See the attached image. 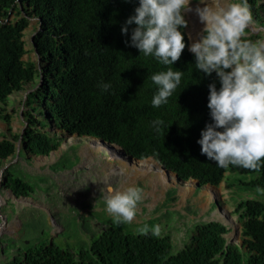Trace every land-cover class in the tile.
I'll use <instances>...</instances> for the list:
<instances>
[{
    "label": "trees",
    "instance_id": "16d2710c",
    "mask_svg": "<svg viewBox=\"0 0 264 264\" xmlns=\"http://www.w3.org/2000/svg\"><path fill=\"white\" fill-rule=\"evenodd\" d=\"M248 4L253 18L264 26V0H248ZM137 7L139 0H0V121L8 128L7 136H0V169L14 157L20 136L9 134L11 117L5 112L8 98L30 87L23 103L26 128L21 134L19 160L57 151L62 140L52 130L55 127L62 134L93 137L116 145L135 159L153 158L182 181L194 179L200 185L217 187L226 173L250 176L238 183L253 198L239 201L233 211L241 224L242 245L226 243V226L205 222L196 226L181 251L171 255L169 236H155L151 231L147 235L134 234L113 218L94 219L92 212L78 219L87 225L82 230L92 239L88 248L74 254L43 243L42 235L34 230L36 216L46 213L57 223L58 214L65 213L69 205H64V210L56 207L55 201L43 198V194L50 198L52 192H41L40 183L33 188L18 176L23 174L17 163L3 171L1 190H10L15 197L43 198L47 210L20 209L22 215L17 218L22 230L18 234L28 225L33 244L22 240L20 248L14 238L2 236L0 264H264V193L254 191L257 187L264 189V167L259 173L232 165L220 168L201 154L197 143L200 133L206 124L213 123L207 107L208 85L215 82L219 90V79L215 73L206 76L195 67L184 28L180 31L186 47L171 66L131 47L136 25H128L126 34L121 28L135 15ZM10 13L17 20L8 22ZM28 19H36L39 29L32 43L35 62L22 59L27 53L23 32ZM167 67L184 75L168 103L154 108L151 101L157 86L151 76ZM35 76L38 82L33 84ZM104 83L111 85L107 91L100 87ZM157 119L164 124L154 125ZM261 163L264 165V160ZM71 167L64 166L55 173ZM231 178L226 180L230 188L234 184ZM170 192L164 206L176 200V190ZM10 207L16 208L14 204ZM93 221L100 226H94Z\"/></svg>",
    "mask_w": 264,
    "mask_h": 264
},
{
    "label": "clouds",
    "instance_id": "9594fccd",
    "mask_svg": "<svg viewBox=\"0 0 264 264\" xmlns=\"http://www.w3.org/2000/svg\"><path fill=\"white\" fill-rule=\"evenodd\" d=\"M125 2H129V0H125ZM189 4L190 0H139V7L134 9L135 15L130 16L125 21V25L121 28V33L126 34L128 32L127 26L135 24L136 27L132 30L130 46L137 48L145 57L151 56L160 64L171 66L180 59L181 54L186 47L184 42L185 38L180 29L184 28L185 31V28L187 27V21L184 19L183 13L192 11ZM195 12L199 17L200 22L204 25L202 26V34L198 41L192 43L190 47V38L185 32L188 39V50L194 54L195 67L206 76L215 73L220 83L219 90H217L215 82L208 85L209 96L207 107L210 110V118L213 123L206 124L205 129L200 133L201 138L197 143L200 145L201 154L205 155L208 160L215 162L220 168L226 169L232 165L259 173L261 168L264 167L261 163V161L264 160V41H251L245 38L246 29L254 23L251 6L248 4V0H239V2L226 3L222 6L217 5L215 8L205 4L203 7H197ZM30 20L32 19H28V21ZM261 31H263L264 37V26H260V29H254L252 32L262 35ZM36 32H38V27L31 36V47ZM32 50L35 52L34 48H32ZM38 62L39 61L37 60V64L39 65ZM183 75V72L173 70L172 67H167L166 71H160L151 76V81L157 86V91L151 101L154 108H159L168 103L169 98L180 85ZM100 87L102 91H107L111 85L104 83L101 84ZM22 92H28L24 95L26 100V96L29 94L30 89ZM19 102L20 101H18L17 104ZM22 110L23 105L21 104L17 112L21 111L20 114L18 113L20 116L19 122L25 129L26 123L23 119ZM7 111L8 109L6 108L5 112L8 114ZM153 124L161 126L164 124V121L157 119L153 121ZM4 125L6 130H8L6 124ZM9 127V134H12L11 124ZM217 129H221L222 131H218ZM52 130L57 131L56 133L60 135L62 140L59 149L50 152L46 156L28 158L27 161H19L18 158L15 164L18 163L21 165L20 172L25 176L32 177L40 183V185L43 184V182L40 181L43 176L50 177L49 175H51L57 182L59 175H63L64 173L59 174L60 171L55 173L57 170H51L52 166L57 162L61 155L67 151V147L73 146L72 144L80 139H85L83 144H86L89 151L96 155V159L92 161L87 160L84 163H81L80 160H76L74 168H78L79 170L86 168L93 181L88 183L87 186L82 185L81 187L77 185L80 187L77 189L82 190L84 187L95 188L100 185L102 188H107L108 194L106 196L104 192H100V195H103L106 200L97 199L96 204L90 202L87 210L84 208L86 203L80 204L78 206V211L81 215H89V213L92 212L95 216L97 215V217H101V220L109 219V216H112L117 225L133 222L137 216V207L143 200V189L140 187H128L124 191L116 190L114 189L116 186L117 188L123 189V180L121 182V176H117L119 178L114 179L112 182L111 175L113 172L118 171L120 174H123V177H127L128 175H125L127 174L125 170L130 168V161H152L151 158L135 159L124 154L126 158L124 157L122 161L126 162L125 167L127 168L124 169L122 167L124 171H121L119 164H113L118 166V169L115 167L110 169L109 165H106V162L111 163V161H114V158L110 159L112 155L107 153L106 149H108L107 151H112V149L102 143L103 146H105V150H102L101 152L103 154L107 153V157H100V152H97L91 145L93 144L91 140H98L100 142L99 139L88 136H69L62 134L55 127ZM156 130L160 131V128L157 127ZM23 131H19L18 134L16 133L17 135H20L19 140L17 141L18 144L15 142L16 149L17 145L21 147L20 139ZM62 147H64V149H62ZM40 159V163H43L45 168H34L33 164L36 161H40ZM102 160H105L106 162H103ZM119 160L120 159L116 161ZM152 162L156 164L157 167L162 168L154 160ZM105 166H107L108 169ZM27 168H30L31 171L43 170L45 173L36 171L31 172ZM71 168L66 171L71 172ZM102 170H104L106 176L102 175ZM162 171L169 173L170 176L174 175V173H171L164 168ZM171 178L174 182L177 181L174 185H178L179 188L184 187L187 181H179L174 177ZM1 181L2 174H0V184ZM191 181L192 185L190 187L192 188L193 194L194 192H197L196 194H202L200 188L210 186L200 185L199 182L194 179H191ZM63 182V180L57 182L61 189ZM222 183H226L227 186L228 182L223 180L217 187H214L213 194L215 197L217 195V190ZM195 187L196 189H194ZM232 187L230 188L227 186V189H232ZM173 189L177 192V188ZM74 190L71 191L68 199L64 200L65 206L69 205L70 201L73 205H77L84 200V198L79 196ZM8 191L10 190L2 189L1 193L5 194V192ZM169 192L170 190L166 193V197H168ZM257 192L264 193V189L257 187ZM11 193L10 195H13ZM3 197L0 199H4ZM13 197L15 198L14 195ZM45 197L49 200V195L46 196L43 194V198ZM18 198H21V200L16 201V204L14 205L16 208L20 206V209H22L24 205H30L32 207L39 204L36 203V201H41V205L46 204L47 202L43 198L17 197L15 199L18 200ZM214 199L216 203H218L216 198ZM4 202L5 204L0 208L1 211L5 207L4 213L0 212V214L5 215L6 209L7 214H12V210L9 208L11 206L9 200ZM205 203L210 207L207 209L212 210L210 206L211 203H208L206 199ZM95 208H103L104 210H102V212H105L107 215L98 216L96 213L97 209L95 210ZM61 209L66 210L65 207ZM218 214V218H221L220 213ZM48 216L52 223L55 224L56 221L54 218L51 215ZM17 221L19 220L17 219ZM139 222H141V220ZM139 222L134 224L138 225ZM200 222H217L226 226L228 229L227 225L218 220ZM139 231L144 235H147L151 231L153 235L159 236L161 234V227L155 225L150 229L148 225H144ZM229 233L230 231L228 229L226 235ZM0 235H2L1 228ZM233 244L234 243L230 242L228 245Z\"/></svg>",
    "mask_w": 264,
    "mask_h": 264
},
{
    "label": "rangeland",
    "instance_id": "374dc122",
    "mask_svg": "<svg viewBox=\"0 0 264 264\" xmlns=\"http://www.w3.org/2000/svg\"><path fill=\"white\" fill-rule=\"evenodd\" d=\"M231 2H239V0H200V1H195V0H190L189 7L192 9V11L189 12H184L183 16L184 19L187 21V27L185 28V32L189 35L190 38V44L189 47L193 42L196 40L198 41L201 33L202 27H200L196 34V39L192 38V30L195 27V23L198 17V15L195 12V9L197 7H203L205 4L211 7H216L217 5H225L226 3H231ZM14 14H11L7 21L12 22L15 17ZM254 23L249 26L248 29H246V39L251 38V41H257V40H262L264 41L263 37V31H261L262 35H258V33H253L252 29H260V22L255 20L253 18ZM37 28V21L32 19L29 21V25L26 28V30L23 33V41H24V46L26 50V54L22 57L23 61H31L35 62L36 57L34 55V52L32 50L31 44H30V39L33 34V32ZM32 50V51H31ZM230 71V70H228ZM38 82L37 76L34 77V81L32 82L35 84ZM32 85V84H31ZM30 87H26L25 90L29 89ZM28 92H16L12 94L8 98L7 101V109H8V114L12 118L11 120V131L12 134H18V132L23 131V126H21L20 121V112H17L21 106L23 105L25 101V94ZM20 101L18 104L17 102ZM19 116V117H18ZM55 124V123H54ZM57 125V124H56ZM49 128V125H46ZM58 126V125H57ZM4 129H0V136H7L8 130H6L5 125L1 126ZM54 131V130H53ZM57 132V131H54ZM84 138V137H81ZM85 142V139H80L73 143V146H69L66 148V152L62 154V156L57 160V162L52 166V169L55 170H63L62 168L64 166H69L71 168V172L64 171L61 172L59 175V178H57V182H60V180H63V185L62 189L61 187L59 188L56 179L52 178L51 175L48 176H43L40 181L43 182L39 186V190L41 192H52L51 197L49 198V202L53 203V201H58V200H67L71 191L74 190L76 193H78L79 196L83 197L84 200L81 203H78L77 205H73L72 202H69V207L65 211V213H60L58 214V217L56 220L58 221L57 223L53 224L52 221L48 218L49 216L46 213H41L40 215L36 216V219L34 221V230H36L37 234L42 235V242L43 243H52L60 248L68 249L72 253H77L81 249H86L89 247L92 239H89V237L86 235V231L82 230V228H86V224H82V221L78 220L79 216L81 213L78 211V206L80 204H85V210L88 209V205L90 202L96 204L97 199L99 200H106V198L103 195H100V192H104L107 196V188H102L100 185L97 187H84L82 190H78L77 185L81 186L86 185L90 182L93 181L92 177L89 175V172L86 168L83 170H79L78 168H74L75 166V161L80 160L81 163H84L87 161V158L83 156L82 154H87L89 151L88 147L86 144H83ZM64 149V147H62ZM82 153V154H81ZM82 159H81V157ZM105 156L107 157V153L103 154L100 151V157ZM21 158H24V155H21ZM21 161V159L19 160ZM103 162H106L105 160H102ZM40 161H36L33 164L34 168H42L44 169L45 166L43 163H40ZM113 164H118V162L111 161L106 162V165H109V168L113 169L114 167L118 169V166H115ZM107 169L108 167L105 166ZM120 168H122L121 165H119ZM76 170H74V169ZM127 168L124 166V169ZM30 170V168H27ZM90 170H93L91 168H88ZM123 169V168H122ZM128 170H125L127 174L129 175L130 168H127ZM36 171V172H42L45 173L43 170H32L31 172ZM164 174V179L168 178V180L164 184H158L156 181L154 183V187H151L148 185V182L136 180L128 178V177H123V174H120L118 171L113 172L112 176V182L114 179H118L120 177V181L122 182L123 180V189L122 188H117L114 187L116 190L124 191L128 187H140L143 189V200L139 203L137 207V216L135 217L134 221L131 222L130 225L128 223H123V225H126L129 229L130 232L134 234L141 233L139 230L142 228L144 225H148L149 228L151 229L155 225H159L161 227V235L163 236H169L171 240V255L177 254L179 251H181L184 246L188 243V239L191 236L192 231L196 228V226L202 222L200 221H210V220H218L223 222L225 225L228 226V229L230 233L226 235L224 238L227 242V244H230V242L238 245H242V239L240 237V229H241V224L239 222V219L237 216L233 213L235 204L238 203L241 200L245 199H251L252 193L248 191L247 189L244 190L243 187L238 183L240 180L244 179H250V176H244L240 175L238 173H234L231 175H228L226 173V176L224 177V180L226 181L229 177H232L231 180L233 181V187L232 189H227L226 183H222L219 186V189L217 190V195L216 201L213 200L211 203V209L209 210L206 208V203L205 199L202 196V194H196L197 192L191 191L190 193H187V189L190 187L189 185L188 188L180 187L178 185H174L171 182H174L173 179L171 178L170 174L162 171ZM67 173V174H65ZM150 176L155 177L157 174V171L154 169L150 173ZM102 175L106 176V173L104 170H102ZM21 178H24L28 184H30L33 188L34 185H36V180L33 179L30 176H25L18 174ZM231 181V182H232ZM177 182V181H176ZM192 181H187L186 184L191 183ZM185 184V183H184ZM104 185V184H103ZM106 186V185H104ZM241 186V187H240ZM173 188H177V192L174 194L176 200L175 202L171 204H166L164 206V203L167 201L166 198V193L169 190H172ZM196 189V187L194 188ZM205 189V187L200 188ZM230 190V191H229ZM257 191V190H254ZM259 193V192H258ZM172 196V192H170L169 197ZM12 210V214H7V219L11 215L9 219V224H4L3 227H1V233L0 238L4 236V234H10L14 238V241L16 245L20 248H22L21 241L23 240L24 244H33V239L31 234V230L28 225H24L23 232H19V234L16 232V229L22 230V225L20 227V222L17 221V217L15 216H20L21 218V211H20V206L17 208H14L15 212L13 213L12 207H9ZM218 208L221 210H224L223 213L226 217L225 220H221L218 218ZM5 207L2 209L4 210ZM23 209H25L28 212H33L34 210L30 206H24ZM99 210H104L103 208H95ZM7 210V209H6ZM167 213V214H166ZM64 215L66 217L65 223H64ZM107 215V214H106ZM2 217L5 218V215H1ZM30 216V215H27ZM0 217V221L2 222L3 219ZM151 217V218H150ZM19 218V219H20ZM109 218H113L112 216H109ZM150 218V219H149ZM6 219V220H7ZM42 219L43 221H41ZM40 220V221H39ZM141 220V222H139ZM149 220V221H148ZM231 221L233 222L234 225L231 224ZM14 222V227L12 226ZM139 224H134L138 223ZM122 225V224H121ZM19 230V231H20ZM17 233V235H16ZM35 233V234H36ZM19 235V238H18ZM14 243V244H15ZM4 244V243H3Z\"/></svg>",
    "mask_w": 264,
    "mask_h": 264
},
{
    "label": "bare ground",
    "instance_id": "6f19581e",
    "mask_svg": "<svg viewBox=\"0 0 264 264\" xmlns=\"http://www.w3.org/2000/svg\"><path fill=\"white\" fill-rule=\"evenodd\" d=\"M188 14H189V12H188ZM203 25L204 24L200 22L199 18H197L196 23H195V27L192 30V38L193 39H196V34L195 33ZM195 42H197V40ZM26 62H31V61H26ZM91 142L93 143L91 145L96 149L97 152H100L102 150H105L104 149L105 146H103V144L100 143L98 140L97 141L91 140ZM107 150L108 149H106V152L112 155V157H110V159H113V158L117 157V154L115 152H113V151H107ZM120 160H122V159H120ZM122 162L123 163L122 164H119V165H122V167L124 168V166L126 165V162H124V161H122ZM129 165H130L129 175L130 174L131 175L130 176L128 175L129 177L128 176L127 177L128 178H131L133 180L135 179L136 182L138 180L146 181V182H148V185L149 186L154 187L155 181L158 184H164L168 180V178H165L164 179L163 172H161L160 168L157 167V165L154 164L152 161L140 162V161L133 160L132 162L131 161L129 162ZM154 169L157 171V174H156L155 177H152V176H150L149 173L152 170H154ZM120 170L121 171H124L122 168H120ZM171 177H173V176H171ZM171 183L172 184H175L176 182H171ZM187 185L191 186L192 184L191 183L185 184V188H188ZM190 190H192L191 187H189L187 189V193H190L191 194V191ZM209 190L210 189L208 187H205V189H202L201 190V193L205 197V199L208 201V203H212V201L215 200V199H214V196L209 192ZM218 213H220V215L222 216V220H225L226 221V217L223 214V210H221V209L218 208ZM231 224L234 225L232 221H231Z\"/></svg>",
    "mask_w": 264,
    "mask_h": 264
},
{
    "label": "water",
    "instance_id": "95a60500",
    "mask_svg": "<svg viewBox=\"0 0 264 264\" xmlns=\"http://www.w3.org/2000/svg\"><path fill=\"white\" fill-rule=\"evenodd\" d=\"M39 30V29H38ZM37 33V32H36ZM35 33V34H36ZM41 84V80L39 81V85ZM36 89V88H35ZM100 142L101 143H103V144H105V145H107V146H109V148H111L112 149V151L113 152H116L117 154H118V157H115L113 160L115 161V162H119L118 164H122L123 162H122V160H119V161H116V160H118V159H123L124 157H125V155H124V152L118 147V146H116V145H111V144H108L107 142H104V141H102V140H100ZM17 144H18V142H17ZM19 152H20V147H19V145H17V149H16V152H15V155H14V157H13V159L12 160H10V158L7 160L8 162H6V164L1 168V170H0V174H2V172L4 171V170H6L7 168H9L11 165H13V164H15L16 163V161L18 160V158H19ZM126 158V157H125ZM151 160L153 161V158H151ZM6 161V160H5ZM10 161V162H9ZM160 168V167H159ZM161 170H163V168H160ZM175 179H178V177L174 174V175H172ZM179 181H180V179H178ZM187 181H191V179H189V180H187ZM186 181V182H187ZM207 187H209L210 188V190L212 191H209L210 193H214V191H213V189H214V187H211V186H207ZM10 193H11V191H8V192H5V194L4 193H1V190H0V198H2L3 196V198L4 199H0V208H1V206H3L4 204H5V202L4 201H6V200H9V204L10 205H13V204H16V201H20L21 200V198H18V200H16L15 198H17V197H13V195H10ZM12 194V193H11ZM8 195H10V196H8ZM214 195V194H213ZM13 197V198H12ZM23 202V201H22ZM0 217H2L1 216V214H0ZM2 219H3V221L1 222L0 221V228L1 227H3L4 226V224H6L7 222H6V218H4V217H2Z\"/></svg>",
    "mask_w": 264,
    "mask_h": 264
},
{
    "label": "flooded vegetation",
    "instance_id": "af4514ba",
    "mask_svg": "<svg viewBox=\"0 0 264 264\" xmlns=\"http://www.w3.org/2000/svg\"><path fill=\"white\" fill-rule=\"evenodd\" d=\"M55 204H56V207H61V208H64V205H65V201L64 200H58V201H55ZM32 208L33 209H38V210H40V211H44V210H47V205H41V204H36L35 206H32ZM96 213L98 214V216H102V215H106V213L105 212H102V210H99V209H97L96 210ZM10 217H12L11 215L9 216V218ZM16 217H17V215H16ZM5 218H7V210H5ZM7 219V222H9V220L10 219ZM18 219V218H17ZM16 219V220H17ZM95 219H98V217H97V215L95 216ZM10 223V222H9ZM9 223H7V224H9ZM93 223V225L94 226H96V227H99L100 226V224H99V222L98 221H93L92 222ZM12 226L14 227V222H13V224H12ZM18 231V229H16V232ZM6 235H8V236H10V237H12V238H14L12 235H10V234H7L6 233Z\"/></svg>",
    "mask_w": 264,
    "mask_h": 264
},
{
    "label": "crops",
    "instance_id": "0c3cea01",
    "mask_svg": "<svg viewBox=\"0 0 264 264\" xmlns=\"http://www.w3.org/2000/svg\"><path fill=\"white\" fill-rule=\"evenodd\" d=\"M252 30H254V29H252ZM1 126H4V124L0 122V129H1V128L4 129V128L1 127ZM83 156H85V157L87 158L88 161H89V160L92 161V160L96 159V155H95L93 152H91V151L87 152V154H83ZM206 204H207V203H206ZM206 208H210V207H208V205H206Z\"/></svg>",
    "mask_w": 264,
    "mask_h": 264
}]
</instances>
